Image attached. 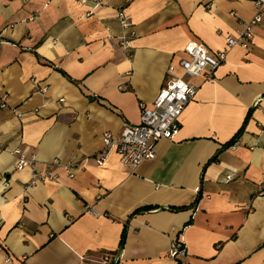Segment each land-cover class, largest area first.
Here are the masks:
<instances>
[{"label": "crops", "instance_id": "crops-1", "mask_svg": "<svg viewBox=\"0 0 264 264\" xmlns=\"http://www.w3.org/2000/svg\"><path fill=\"white\" fill-rule=\"evenodd\" d=\"M119 8L135 31L127 50ZM255 13L253 0H0V264H107L106 252L118 264H264V12L249 49L231 48L213 80L189 79L196 95L153 159L96 162L102 133L139 122L188 42L221 51ZM16 150L33 167L16 170ZM33 168L57 179L27 187ZM174 240L185 256L169 257Z\"/></svg>", "mask_w": 264, "mask_h": 264}, {"label": "built area", "instance_id": "built-area-1", "mask_svg": "<svg viewBox=\"0 0 264 264\" xmlns=\"http://www.w3.org/2000/svg\"><path fill=\"white\" fill-rule=\"evenodd\" d=\"M80 3L91 2L93 9L103 4L105 0H79ZM256 7L255 15L243 22V27L235 34L225 36V48L221 51L212 52L201 41L192 40L184 47V56L176 62L169 63L166 69L165 81L154 97L147 103L141 102L139 105V122L136 124L124 121L118 134L110 131L102 133V150L100 157L96 159L97 164L104 160V154L114 151L119 161L125 167L138 166L147 159H153L156 155L155 145L160 139H173L178 133V119L184 107L195 97L198 87L189 82L190 78H201L204 81L214 79L216 69L226 61L227 52L239 46L249 49L254 37V28L261 22L264 12V0H253ZM90 13V12H88ZM117 18L122 29L128 30L117 38L120 47L127 50L131 47V40L135 36V31L131 29V21L123 8L117 9ZM48 87L41 88V93H46ZM61 102L64 99H60ZM2 107L5 105L2 103ZM18 155L15 162V169L21 170L25 167H33V159L27 158L19 150L14 151ZM53 165H60L54 160ZM65 167L68 169L70 178L73 177V170L76 168L74 162H68ZM34 169V168H33ZM47 179H57V175L49 170H33L32 179L27 187H33L38 181ZM227 180L232 179L229 173ZM260 193L264 192V180L260 186ZM87 212L93 216H98L93 206L87 208ZM186 249L182 240H174L170 243L168 255L171 258L185 256ZM105 261L112 264L119 262L117 255L109 257L105 255ZM10 264H24V257L20 260L6 259Z\"/></svg>", "mask_w": 264, "mask_h": 264}, {"label": "trees", "instance_id": "trees-1", "mask_svg": "<svg viewBox=\"0 0 264 264\" xmlns=\"http://www.w3.org/2000/svg\"><path fill=\"white\" fill-rule=\"evenodd\" d=\"M249 114H250V111H248L244 121H243V124L241 126V128L236 132V134L228 141L226 142L222 147H228V146H231L232 144H234L237 140V138L240 136L241 132L243 131V128H244V124L245 122L248 120V117H249ZM184 207H180L179 209H182ZM142 210H144L143 208L141 209H137L135 210L130 216L134 215V214H137L139 212H141ZM125 238H126V228L123 229V231L121 232V235H120V241H119V248L121 249L124 245V242H125ZM105 255H108L109 257H115L116 253H104V256ZM107 264H112V261L108 262ZM115 264H118V261L115 263Z\"/></svg>", "mask_w": 264, "mask_h": 264}]
</instances>
